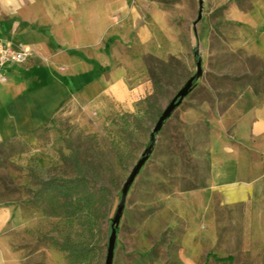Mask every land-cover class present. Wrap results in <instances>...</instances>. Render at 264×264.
<instances>
[{
  "label": "rangeland",
  "instance_id": "374dc122",
  "mask_svg": "<svg viewBox=\"0 0 264 264\" xmlns=\"http://www.w3.org/2000/svg\"><path fill=\"white\" fill-rule=\"evenodd\" d=\"M252 1L112 0L118 9L112 14V31L105 30L103 65L98 67L104 84L120 87L89 100L74 92L49 132L41 133L40 150L26 151L23 166L2 161L13 149L0 148V202L23 196L25 225L12 234L19 264H104L122 185L148 147L164 107L196 72L194 47L202 75L164 121L149 158L129 186L112 264H187L182 256L194 253L183 239L188 236L191 243V228L197 225L195 264H253L245 260L241 247L234 248V261L223 260L229 248L221 246V240L213 247L204 228L213 113L231 107L229 78L244 70L255 73L259 63L241 44L248 38L246 26L232 19ZM143 84L149 89L141 90ZM89 134L93 140L85 138ZM80 143L82 150L91 146L96 156L90 157L97 172L89 187L103 183L111 197L97 212L75 208L79 193L71 188L67 197L56 195L50 204L39 199L40 193L57 194V185L69 187L67 181L77 177L71 148ZM214 233L222 237L225 232ZM65 237L92 244L95 253L75 262L51 243Z\"/></svg>",
  "mask_w": 264,
  "mask_h": 264
},
{
  "label": "crops",
  "instance_id": "0c3cea01",
  "mask_svg": "<svg viewBox=\"0 0 264 264\" xmlns=\"http://www.w3.org/2000/svg\"><path fill=\"white\" fill-rule=\"evenodd\" d=\"M249 6L232 19L246 26L241 44L259 63L255 73L229 78L231 107L213 113L204 228L213 247L221 240L229 248L223 260L234 261V248L241 247L246 261L264 264V0ZM117 9L112 0H0V41L31 52L24 63L6 67L0 82V148L13 149L2 161L23 166L26 151L40 150L41 133L49 132L74 92L89 100L120 87L104 84L98 67ZM212 96L219 104L217 93ZM22 198L0 202V264L20 262L12 234L25 225ZM217 230L225 232L222 237ZM191 231V243L183 239L194 253L182 256L187 264L198 262L200 246L199 226Z\"/></svg>",
  "mask_w": 264,
  "mask_h": 264
},
{
  "label": "trees",
  "instance_id": "16d2710c",
  "mask_svg": "<svg viewBox=\"0 0 264 264\" xmlns=\"http://www.w3.org/2000/svg\"><path fill=\"white\" fill-rule=\"evenodd\" d=\"M194 60L197 62L200 60V56L196 47L192 49ZM195 85V81L193 82L192 87ZM86 139L93 140L94 135H86ZM83 143L77 145L76 148H71V158L73 161V165L77 172V177L67 182L70 184L67 187L65 184L57 185V194H39V199L42 200L43 203H52L56 201V195L67 197L69 195V188L78 191L79 196L77 197V206L75 208L80 207L81 209H85L89 212L94 211L97 212L102 206L107 207V205L111 202V197L109 193V189L105 184H98L95 186L89 187V184L92 180V176L94 172H97L96 166L94 163L92 155L93 150L91 146L87 147L85 150H82L80 147ZM98 153V151H96ZM96 157V156H94ZM195 186L187 187L186 189H193ZM86 188V189H85ZM85 189V190H84ZM105 216V212L103 214ZM51 243L54 245L56 249L64 252L68 257L74 259L75 262L82 263L87 261L94 253L95 247L92 244L84 243L78 244L72 242L68 237L63 238L62 240L52 239Z\"/></svg>",
  "mask_w": 264,
  "mask_h": 264
},
{
  "label": "water",
  "instance_id": "95a60500",
  "mask_svg": "<svg viewBox=\"0 0 264 264\" xmlns=\"http://www.w3.org/2000/svg\"><path fill=\"white\" fill-rule=\"evenodd\" d=\"M201 75H202L201 60H198L196 62V72L186 80L183 86L176 92V94L172 97V99L164 107L154 127L152 128V131L150 133V143L148 147L141 153L140 158L136 161L128 177L123 183L122 188H121L120 202L110 222V231H109V236H108L104 264H112L113 257H114L116 237H117V229H118L120 219L122 216L125 198H126L129 186L132 184L136 175L139 173L140 169L142 168L144 163L149 158V154L151 153V150L154 144L155 135L161 129L164 121L171 115L173 110L182 102L183 98H185L188 95V93L191 91L193 82L196 79H198Z\"/></svg>",
  "mask_w": 264,
  "mask_h": 264
},
{
  "label": "built area",
  "instance_id": "2783aa9c",
  "mask_svg": "<svg viewBox=\"0 0 264 264\" xmlns=\"http://www.w3.org/2000/svg\"><path fill=\"white\" fill-rule=\"evenodd\" d=\"M31 55V52L25 49H18L8 43L0 41V82L6 81L4 70L11 65H20L24 63Z\"/></svg>",
  "mask_w": 264,
  "mask_h": 264
}]
</instances>
